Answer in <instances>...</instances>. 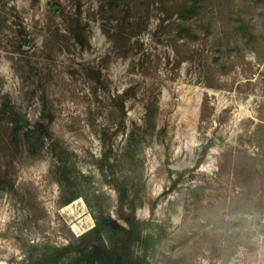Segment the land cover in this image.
Wrapping results in <instances>:
<instances>
[{
	"label": "rangeland",
	"instance_id": "obj_1",
	"mask_svg": "<svg viewBox=\"0 0 264 264\" xmlns=\"http://www.w3.org/2000/svg\"><path fill=\"white\" fill-rule=\"evenodd\" d=\"M182 1L0 0V264L117 217L116 182L153 264H264V0H198L189 33Z\"/></svg>",
	"mask_w": 264,
	"mask_h": 264
},
{
	"label": "trees",
	"instance_id": "obj_2",
	"mask_svg": "<svg viewBox=\"0 0 264 264\" xmlns=\"http://www.w3.org/2000/svg\"><path fill=\"white\" fill-rule=\"evenodd\" d=\"M198 0L182 1L177 10L181 27L198 10ZM179 3V2H175ZM182 29L189 33L191 24ZM44 126V124H40ZM20 126H15V131ZM55 168L61 187V202L67 204L77 197L86 196L71 163L63 157V150L56 153ZM113 173V172H112ZM4 180L0 178V185ZM119 194L117 217L98 212L94 214V224L67 243L55 245L44 243L33 245L21 264H153L146 251L159 240L146 229L147 221L135 216V204L128 199L124 186L116 182ZM138 245V248L135 246Z\"/></svg>",
	"mask_w": 264,
	"mask_h": 264
},
{
	"label": "water",
	"instance_id": "obj_3",
	"mask_svg": "<svg viewBox=\"0 0 264 264\" xmlns=\"http://www.w3.org/2000/svg\"><path fill=\"white\" fill-rule=\"evenodd\" d=\"M172 168H174V166H171Z\"/></svg>",
	"mask_w": 264,
	"mask_h": 264
}]
</instances>
